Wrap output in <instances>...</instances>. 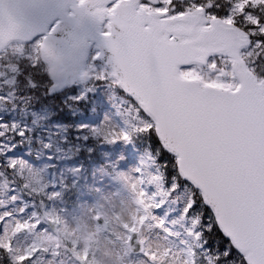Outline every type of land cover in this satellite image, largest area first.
I'll return each instance as SVG.
<instances>
[{
  "label": "snow or ice",
  "instance_id": "obj_1",
  "mask_svg": "<svg viewBox=\"0 0 264 264\" xmlns=\"http://www.w3.org/2000/svg\"><path fill=\"white\" fill-rule=\"evenodd\" d=\"M69 3L73 17L104 27L111 75L131 98L135 131L171 154V172L161 168L171 190L186 194L184 214L200 221L190 233L199 248L205 232L218 231L225 257L264 264V0ZM198 255L189 250V264Z\"/></svg>",
  "mask_w": 264,
  "mask_h": 264
},
{
  "label": "rangeland",
  "instance_id": "obj_2",
  "mask_svg": "<svg viewBox=\"0 0 264 264\" xmlns=\"http://www.w3.org/2000/svg\"><path fill=\"white\" fill-rule=\"evenodd\" d=\"M39 44L40 40H35L29 47L12 46L0 65V166L16 179H10L0 167V248L12 264L28 254L32 260L25 264H189L182 246L189 245V236L178 234L177 228L195 224L198 217L192 213L187 218L189 224L184 223L186 194L171 190L170 177L161 168L166 164L171 172V163L149 137L135 131L139 122L129 102L114 89L109 72L93 62L94 49L87 70L95 81L88 86L77 84L76 90L83 99L88 94L95 96L101 113L97 117L89 109V116L72 125L69 132L57 130L61 140L74 138L76 150L89 148L93 161L104 163L114 178L93 161L80 168L69 164L62 156L65 150L52 145L49 136H34L33 126L25 129L6 118L5 103L11 105L15 97L16 60H34ZM121 135H128V140ZM155 151H160V159ZM139 168L146 176L138 173ZM41 192L49 205L39 213L31 196ZM170 192H175V197L164 201ZM64 196L72 197L78 205L74 212L65 210ZM144 209L150 211L152 221L144 218ZM99 213L108 223L105 234L97 231L93 220ZM20 229L28 234L16 235ZM130 231L139 233L144 243L142 255L128 253ZM66 237L76 245L70 247ZM152 256L156 259H150ZM221 260L223 264H238L233 255ZM205 261L216 264L217 257L208 252Z\"/></svg>",
  "mask_w": 264,
  "mask_h": 264
},
{
  "label": "water",
  "instance_id": "obj_3",
  "mask_svg": "<svg viewBox=\"0 0 264 264\" xmlns=\"http://www.w3.org/2000/svg\"><path fill=\"white\" fill-rule=\"evenodd\" d=\"M0 8L3 10L0 52L14 40L24 43L35 36L49 35L48 29L58 20L55 27H59L50 33L47 41H43L40 50L54 81L52 93L60 92L73 80L82 82L88 78L83 69L92 44H96L100 51L97 59L113 71L111 53L100 35L101 24L81 14L73 17L68 13L69 10L72 12L69 0H2ZM49 50L54 51L55 57L49 54ZM136 237L134 234L133 245L137 244ZM141 249V244H138L135 251L140 252Z\"/></svg>",
  "mask_w": 264,
  "mask_h": 264
},
{
  "label": "trees",
  "instance_id": "obj_4",
  "mask_svg": "<svg viewBox=\"0 0 264 264\" xmlns=\"http://www.w3.org/2000/svg\"><path fill=\"white\" fill-rule=\"evenodd\" d=\"M23 81V88L21 89L23 95L30 97L32 110L40 123L50 130L55 122H67L64 113L69 112V110L63 104L61 97L47 96L48 75L30 70Z\"/></svg>",
  "mask_w": 264,
  "mask_h": 264
}]
</instances>
